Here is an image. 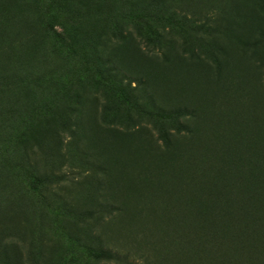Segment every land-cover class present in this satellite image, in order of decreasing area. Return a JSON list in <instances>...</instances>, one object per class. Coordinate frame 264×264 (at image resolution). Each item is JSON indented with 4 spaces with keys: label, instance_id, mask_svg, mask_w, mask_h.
I'll return each mask as SVG.
<instances>
[{
    "label": "rangeland",
    "instance_id": "obj_1",
    "mask_svg": "<svg viewBox=\"0 0 264 264\" xmlns=\"http://www.w3.org/2000/svg\"><path fill=\"white\" fill-rule=\"evenodd\" d=\"M51 1L55 31L74 40L68 53L36 1L0 0V264H194L197 256L167 243L186 222L182 210L196 216L184 204L199 176L188 156L211 153L236 164L248 188L264 189V0ZM168 6L177 24L195 26L216 10L225 31L206 44L193 31L169 33L165 49L155 48L146 26ZM98 68L114 69L128 88L140 84V104L198 116L182 117L190 127L170 130L167 146L161 126L132 104L105 116L113 97L96 83ZM240 89L250 102L238 101ZM51 173L64 180L33 190L35 177ZM167 207L182 216L164 223ZM89 249L128 259L94 263Z\"/></svg>",
    "mask_w": 264,
    "mask_h": 264
},
{
    "label": "trees",
    "instance_id": "obj_2",
    "mask_svg": "<svg viewBox=\"0 0 264 264\" xmlns=\"http://www.w3.org/2000/svg\"><path fill=\"white\" fill-rule=\"evenodd\" d=\"M34 1L39 6L38 9L43 10V19L48 23L46 28L48 27V32L51 35L48 36L55 40L56 46L61 44V47L66 48L65 53H68L74 43L73 37L68 35L66 39L63 38L62 34L55 31L53 24V15L57 14L60 9L55 11L51 0ZM170 9L171 6H168L163 8V11L159 14H153L151 16L153 24L146 26V29L149 30L146 41L155 48L165 49V36L169 33L172 35L177 33V35L187 37L191 34L190 31H193L198 36V41L206 44L208 39L222 35L223 31H225L219 23V13L216 10L206 16L201 14L203 22L198 23L197 26L188 18H182L186 23L191 22L190 26L185 23L177 24L176 15ZM143 15L148 16L146 14L140 16ZM143 22L144 20L140 21V24ZM168 29L169 31H167ZM183 45L187 46V48L189 47L188 42ZM105 58V56L101 57L104 60ZM211 61H213L218 77H220V74L224 71L220 59L213 58ZM103 62L109 65L108 62ZM98 70L100 71V80L97 79L96 83H103L106 94L114 98H107V104L105 105L107 114L105 116H114L115 112L120 110L119 108H124L128 111L132 108L130 105L132 104L137 108L142 118L150 117L161 126L162 136L160 138L167 146L171 145V137H173L170 136V130L180 131L183 128V124H186L185 127L189 128L190 119L198 116V113L189 111L186 108H180L177 111L167 110L154 101L145 102V104L143 101L140 104L139 100L134 97L139 95L140 84L136 87L128 88L122 80L118 79V74L114 69L98 68ZM222 79L226 82L225 84H229L227 75L223 74ZM238 93L242 94L238 99L239 102H242V104L250 102L251 94L249 91L243 92L240 89ZM108 102H111V106L108 105ZM108 107L111 109V113ZM179 110H184L187 113ZM185 115L189 116L190 119H182ZM167 123H173L172 127L174 128H166L165 125ZM191 133L192 130L190 131ZM185 139L188 140V138ZM219 139L222 140L223 136ZM260 155V161L263 160L262 163H264V150L260 152ZM188 163L194 166L195 169L197 167L199 176L197 179V191L193 190L195 192L192 191L185 195L184 199L187 202L184 204L186 206L194 205L196 216L192 220L190 218L187 219L186 211L182 210L186 222L180 232L167 236L169 237L167 241L169 248L175 253H178V250H184L189 258L192 259L197 256L198 260L194 264H244V262L246 264H264V189H259L257 186L252 189L248 188L247 183H245L246 178L239 173L236 164L230 165L217 159L211 153L205 155L200 150L198 155L194 156L191 154L188 156ZM95 167L102 169V166L95 165ZM251 172L262 171L254 169ZM251 177V175H248L247 180H250ZM35 178L32 180L34 187L32 189L36 190L41 186L45 191H48L52 185H58L64 180L63 177L61 178L52 173L50 176L39 177L40 180ZM169 182H172V179H169ZM193 187L194 183L188 187L186 192H190ZM108 204L110 203H106V206H112ZM114 207L117 213L118 211L119 213L124 211L120 207ZM191 211L193 212V209ZM176 213L178 212L174 207H167L166 216H163L164 223H170L177 216H182V214L178 213L177 215ZM260 214L263 215V218L259 216ZM88 251L90 259L94 263L122 262L128 259L127 256H121L107 250L94 251L89 249ZM244 253H246L247 257L243 262L240 259ZM140 255L144 254L141 253Z\"/></svg>",
    "mask_w": 264,
    "mask_h": 264
}]
</instances>
